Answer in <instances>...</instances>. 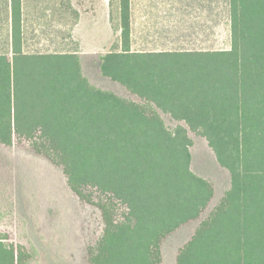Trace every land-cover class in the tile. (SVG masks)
<instances>
[{"label":"trees","instance_id":"trees-1","mask_svg":"<svg viewBox=\"0 0 264 264\" xmlns=\"http://www.w3.org/2000/svg\"><path fill=\"white\" fill-rule=\"evenodd\" d=\"M25 3L0 0V147L28 145L101 213L88 264H161L163 241L196 221L176 264H264V0H223L230 49L162 51H133L131 0H111L120 36L100 75L129 97L96 86L81 53L32 48ZM190 134L231 178L208 214L215 185L192 169ZM12 236L0 230V264H31Z\"/></svg>","mask_w":264,"mask_h":264},{"label":"rangeland","instance_id":"rangeland-1","mask_svg":"<svg viewBox=\"0 0 264 264\" xmlns=\"http://www.w3.org/2000/svg\"><path fill=\"white\" fill-rule=\"evenodd\" d=\"M45 1L42 7L51 15L48 19L53 20L55 28L60 25L63 29L49 28L58 35L39 36L40 43L33 39L32 48H69L81 53L85 73L96 86L129 97L122 86L103 78L99 69V55L110 52L120 36L117 3L71 0L81 14L73 30V15H62L57 10L59 3H55L58 0ZM131 10L133 51L231 47L223 0H131ZM164 118L168 126L177 125ZM190 136L195 142L192 169L215 185L208 214L230 188L231 178L219 166L207 142ZM199 223L186 225L163 241L161 264H176L180 248L191 239ZM103 229L101 213L73 195L62 170L49 159L26 144L0 147V230L12 233V242L27 247L33 258L31 264H88L87 247Z\"/></svg>","mask_w":264,"mask_h":264},{"label":"crops","instance_id":"crops-1","mask_svg":"<svg viewBox=\"0 0 264 264\" xmlns=\"http://www.w3.org/2000/svg\"><path fill=\"white\" fill-rule=\"evenodd\" d=\"M45 2H46L45 0H26L24 7L25 16H24L23 31L25 36L28 37V39L36 37L38 40L39 36L58 35V31H56L54 34L53 31H50L49 29V28H55V25L52 22L53 20L48 19L51 17V15L46 10V7L44 8L42 7V5L45 4ZM55 3H58V1H56ZM74 9L79 13V20L72 27L73 30L79 25L80 17H81L80 12L75 7ZM56 12L55 14H57ZM1 20H3V17L0 15V37L11 31L10 25L2 23ZM55 21H56L55 23H59V21L57 20ZM58 27L63 29V26L58 25ZM58 27L56 26L55 30H58L57 29ZM40 31L42 32V35L39 34Z\"/></svg>","mask_w":264,"mask_h":264}]
</instances>
